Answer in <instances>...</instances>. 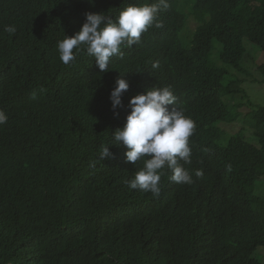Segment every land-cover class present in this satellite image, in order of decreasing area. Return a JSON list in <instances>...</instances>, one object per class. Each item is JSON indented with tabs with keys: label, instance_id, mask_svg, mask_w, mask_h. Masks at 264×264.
<instances>
[{
	"label": "trees",
	"instance_id": "trees-1",
	"mask_svg": "<svg viewBox=\"0 0 264 264\" xmlns=\"http://www.w3.org/2000/svg\"><path fill=\"white\" fill-rule=\"evenodd\" d=\"M152 2L0 0V264H264L254 257L264 248V200L254 193L264 179V107L248 113L258 130L215 136L242 116L245 92L212 60L217 44L222 64L241 72L244 42L264 53V0H168L163 27L121 46L108 71L84 51L68 65L59 59L57 42L86 13L115 19ZM257 71L264 77V62ZM120 76L129 88L113 110ZM154 86H170L196 125L184 165L194 182L176 184L166 170L158 195L129 189L143 163L111 144L130 99ZM106 143L111 156L99 161Z\"/></svg>",
	"mask_w": 264,
	"mask_h": 264
},
{
	"label": "clouds",
	"instance_id": "clouds-1",
	"mask_svg": "<svg viewBox=\"0 0 264 264\" xmlns=\"http://www.w3.org/2000/svg\"><path fill=\"white\" fill-rule=\"evenodd\" d=\"M168 8V0H154L139 6L128 5L119 11L115 19L110 18L112 15L109 13H86L85 22L82 24L80 21L78 25H82L80 30L72 37L64 35L57 42L59 59L64 65H68L84 51L95 60L100 72L108 71L113 56L123 57L121 46L131 48L139 45L142 34L149 27H163L158 16ZM4 31L14 35L16 27L6 25ZM152 67L158 68V62H154ZM122 77L117 78L115 87L110 92L113 110L121 106L122 94L129 88L128 82ZM169 105L174 107L169 110ZM128 108L130 114L126 116L123 128L112 132L111 144L120 146L122 143L127 149V163H132L134 167L138 161L143 163V167L125 181L129 189L158 195L161 178L166 170L171 172L169 179L172 182L191 185L194 182L192 174L184 165L192 162L189 137L196 125L176 106V96L172 88L154 86L130 99ZM7 119L6 113L0 110V125L6 123ZM110 156L106 143L100 152L99 161ZM89 166L95 167L96 161H91ZM195 175L199 177L202 172L197 170Z\"/></svg>",
	"mask_w": 264,
	"mask_h": 264
},
{
	"label": "rangeland",
	"instance_id": "rangeland-1",
	"mask_svg": "<svg viewBox=\"0 0 264 264\" xmlns=\"http://www.w3.org/2000/svg\"><path fill=\"white\" fill-rule=\"evenodd\" d=\"M188 26L189 27H187L184 35L191 39L195 24L190 21ZM244 46L246 49V55L242 63L241 72L229 69L222 64L219 58V50L221 48L219 45L216 44V49L212 55L214 63L219 68L228 70L230 79L238 81V87L242 88L245 92L244 99L239 98L240 96L236 97V99L239 100L238 102L244 104V106L238 110V112H241L242 116L234 123L221 124L216 131L215 136H219L223 133L233 135L238 131L244 132L247 136L251 131L258 130V128L252 123L248 113L252 106L253 108L257 106L264 107V77L257 71V67L264 62V53L260 52L257 47L249 44L247 41L244 42ZM258 182L259 180L255 184L254 193L256 196L264 200V179L259 183ZM254 257L259 259L261 263H264V248H259L254 254Z\"/></svg>",
	"mask_w": 264,
	"mask_h": 264
}]
</instances>
